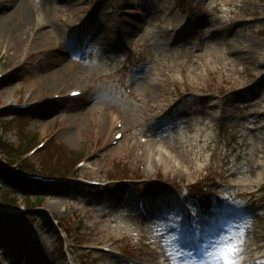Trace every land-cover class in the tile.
<instances>
[{"label":"rangeland","instance_id":"obj_1","mask_svg":"<svg viewBox=\"0 0 264 264\" xmlns=\"http://www.w3.org/2000/svg\"><path fill=\"white\" fill-rule=\"evenodd\" d=\"M46 9L41 27L67 41L71 54L41 38L10 54L0 41V71L11 73L0 81V144L18 148L0 151V166L27 158L36 171L48 168L47 152L42 161L28 151L49 137L44 148L56 141L83 157L82 166L65 167L77 179H128L106 188L47 185L32 194V211L22 200L21 210L0 208L23 235L0 240V264H33L31 248L47 264H155L144 238L166 243L174 264H225L224 253L235 264H264V0H51ZM6 12L0 8L2 18ZM58 56L75 61L78 81L59 78ZM51 72L61 89L41 95L42 76ZM72 84L86 91L69 98ZM44 98L22 110L12 105ZM116 115L125 133L114 144ZM6 120L13 123L2 126ZM182 186L209 234L202 259L178 244ZM205 188L230 189L233 201L219 208L224 219L201 208ZM23 195L0 178V198ZM59 221L72 236L64 234L65 248ZM17 238L23 243L10 245Z\"/></svg>","mask_w":264,"mask_h":264},{"label":"bare ground","instance_id":"obj_2","mask_svg":"<svg viewBox=\"0 0 264 264\" xmlns=\"http://www.w3.org/2000/svg\"><path fill=\"white\" fill-rule=\"evenodd\" d=\"M50 1L51 0H43L41 2L43 5H39L36 3V0H0V8L2 7V9L4 8V10H7L4 18L0 16V41L4 45H8L7 47L10 54L19 50L22 41L26 40V42H29V38H32L33 42H37L39 38H41L42 43L49 39V43L52 47L60 49L66 54H71V45L68 46L67 41H63L62 37L54 36L53 32L50 30H43L41 23H39L38 17L47 14L46 6H48ZM66 1L73 3L75 0ZM36 20H38V22ZM53 62V65L58 66V72L60 73L59 78L71 77L69 80H74V82L78 81L75 77L80 72V69L76 71L77 64L75 61L69 64L67 60H64L63 56H58ZM53 77L52 72L42 76L40 87H38L39 94L43 95V92L48 89L52 91L61 89L60 84L57 83L58 81ZM73 85L79 84H72V86ZM17 89L18 87H14L12 92L14 93ZM84 89L86 88L84 87ZM38 92L36 94H38ZM1 229L5 236L3 243L6 244L8 242L7 236L15 232V229H13L8 221L5 222V225L0 223V232ZM17 233L20 237H23L21 232ZM27 255L28 260L33 259V264L50 263L45 257L40 256L39 251L33 248L28 250ZM23 259L24 258H21V261Z\"/></svg>","mask_w":264,"mask_h":264},{"label":"trees","instance_id":"obj_3","mask_svg":"<svg viewBox=\"0 0 264 264\" xmlns=\"http://www.w3.org/2000/svg\"><path fill=\"white\" fill-rule=\"evenodd\" d=\"M18 116H23L21 112L18 113ZM20 127L23 128L21 125ZM12 148V147H11ZM46 168L47 171L55 172L57 170H64V167L67 166L68 163H73L78 157L74 154L73 151L69 152L65 146L62 144L51 143L49 147L46 149ZM54 154H57L58 165L53 168L52 158ZM77 157V158H76ZM0 173L3 175L4 180L9 186L20 188V183L18 181V177L15 174H11L6 168L0 167ZM1 176V175H0ZM28 205H32V201L28 198Z\"/></svg>","mask_w":264,"mask_h":264},{"label":"clouds","instance_id":"obj_4","mask_svg":"<svg viewBox=\"0 0 264 264\" xmlns=\"http://www.w3.org/2000/svg\"><path fill=\"white\" fill-rule=\"evenodd\" d=\"M222 259L225 261V264H230L231 259H229L228 254H222Z\"/></svg>","mask_w":264,"mask_h":264},{"label":"snow or ice","instance_id":"obj_5","mask_svg":"<svg viewBox=\"0 0 264 264\" xmlns=\"http://www.w3.org/2000/svg\"><path fill=\"white\" fill-rule=\"evenodd\" d=\"M230 264H235V261L231 260V261H230Z\"/></svg>","mask_w":264,"mask_h":264}]
</instances>
